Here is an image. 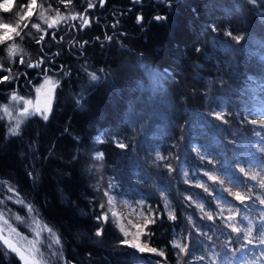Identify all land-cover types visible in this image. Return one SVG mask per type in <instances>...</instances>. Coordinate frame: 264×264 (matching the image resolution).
<instances>
[{"label":"trees","instance_id":"trees-1","mask_svg":"<svg viewBox=\"0 0 264 264\" xmlns=\"http://www.w3.org/2000/svg\"><path fill=\"white\" fill-rule=\"evenodd\" d=\"M95 1L94 9H88V0H72L67 8L59 0H37L31 21L46 30L45 40L36 43L42 33L29 24L24 31L31 36L7 43H18L26 62L43 60L40 68H28L17 58L10 62L7 45H0V63L19 77L0 84V105L13 91L32 87L42 76L39 69L47 67L59 79L47 122L34 114L21 125L20 136L6 140L9 122L0 112V180L14 185L36 218L61 240L60 245L42 243L43 254L50 264L162 261L121 244L126 237L111 213L107 223L95 219L108 212L104 191L111 182L110 195L145 214L153 210L159 215L145 230L152 234H141V239L162 249L167 264H177L174 241L188 245L184 260L191 259V264H211L209 257L215 264H264L257 259L264 245H259L256 230L264 215L257 197H264V189L249 178L260 171L257 163L264 165V136L257 135H264V126L249 119L264 111V0H142L138 5L122 0L119 9L111 0L104 7ZM26 3L12 0L7 12L0 7L1 21L15 24L20 5ZM57 8L77 19L49 30L39 14L51 17ZM85 9L89 26L82 28L79 16ZM138 15L142 24L136 22ZM156 15L167 19L158 22ZM229 31L244 39L237 44L226 35ZM83 41L88 43L81 48L78 42ZM90 72L100 79L91 81ZM213 113H223L227 123ZM116 141L128 149L117 148ZM97 151L104 154L102 161L92 159ZM157 152L167 159L156 161ZM214 166L218 171L210 174L217 179L211 180L205 173ZM29 171L38 177L35 183ZM229 179L241 184V195L250 198L241 202L229 197L224 186ZM205 183L209 191L199 186ZM216 189L231 208L213 198ZM11 195L0 186V199ZM14 199L5 202L25 212ZM199 204L214 214L213 220ZM169 211L175 220L169 219ZM221 211L241 229L251 222L256 246L245 245L243 231L226 227ZM101 226L102 236L97 237ZM4 251L0 244V262L20 264L14 254L5 258ZM201 255L204 260L195 259Z\"/></svg>","mask_w":264,"mask_h":264},{"label":"snow or ice","instance_id":"snow-or-ice-1","mask_svg":"<svg viewBox=\"0 0 264 264\" xmlns=\"http://www.w3.org/2000/svg\"><path fill=\"white\" fill-rule=\"evenodd\" d=\"M60 3L64 4L65 7H69L72 5V0H59ZM134 3H140L141 0H133ZM160 3H171V0H159ZM249 3L254 4L255 0H249ZM105 4V0H99V6L103 7ZM13 5L10 4L8 2V0H5V3L0 5V7H3L4 11L7 12L10 10V8ZM37 6V0H28V3L26 4H21L20 5V9L21 11L17 12V22L15 24H10V23H0V29L3 30L2 34H0V45H7L5 48V51L7 53V56L9 58L10 62H14L15 58L19 57V63L20 64H26L27 67L29 68H38L41 66V64L44 62L43 60H38L35 63H32L31 61H25L24 60V56L21 55V53L23 52V49L20 48L19 44L16 42L13 43H7L8 41H14L15 37H19L20 40H23L26 36H31V32L30 31H24V29H27L29 27V24H31V28L35 29L38 32H41L42 34L38 37V38H34L35 42L40 44L45 40V36L48 35V33L46 32V30L42 29L40 24L34 23L31 21V16L33 14V10L34 8ZM40 8H44V5L41 4L39 5ZM95 7V4L91 3V0H89L88 2V8H93ZM23 9H27V11H23ZM52 6L51 4L48 5V10H51ZM56 12V16L55 17H49V18H45V13L44 11H41L39 14V17L41 18L42 22H46L48 29H52L54 27H57L61 21H65L68 17H66L65 15H63L60 11V9H55ZM85 12H87V9H85ZM70 18L72 20H76L77 19V15L76 14H72L70 16ZM79 19L82 21V28L83 27H88L89 26V20L87 19L86 16H84L83 14H80ZM154 20L156 21H163L166 20L167 17L166 16H161V15H156L153 17ZM50 21V22H49ZM143 21V17L142 16H137L136 17V22L138 24H142ZM71 27H75L74 25ZM81 28V30H82ZM213 31H216L217 29L215 27H213L212 29ZM14 33V36L12 35ZM52 38L55 39V33H52ZM227 36H229L232 40H234L237 44H239L241 42V40L244 39V37L242 35H235L232 32H227L226 33ZM107 39H111V37H107ZM79 46L81 48H83L85 46V44H87V41H83V42H78ZM201 49L199 47L196 48V52H200ZM24 55H27L26 53ZM43 71L47 72V69H44ZM103 71V69L101 70ZM0 72H7L8 75H0V84H3L5 82H10L14 79H18V76H14L12 74L13 70L10 67H5V65L3 63H0ZM65 75H67V73H65ZM89 78L91 81L95 82L98 81L100 79V77H98L95 73H88ZM46 83H52L51 80L45 79ZM58 83V82H57ZM37 92H39V89H37ZM10 100L12 102H23V107L22 108H17L15 109V116H13V110H10V108L8 106H3L2 107V111L4 112V114L9 118L10 121L15 120V124L13 125L11 122L9 123V127H8V132L7 135L5 137V139H9L10 137H14V136H20L21 135V125L24 124V122L31 117L34 114H38L40 115L41 119H43L45 122H47L49 120V115L51 113V108L50 106L46 107L45 109L41 110L39 108L36 109V112H32L29 109V105L32 103L30 100H26L22 97H20L15 91L12 92L11 96H10ZM77 104H80V100L77 99ZM215 119L220 120L222 122L227 123L226 120H224V115L223 113H213ZM3 117H0V119H2ZM253 123H255V121H252ZM262 126H264V122H262ZM65 131H67V129H65ZM257 135H260V133H257ZM97 142H102V141H97ZM116 147L120 148L121 150H127L128 149V145L124 144L121 141H116ZM262 151H264V146H262L261 148ZM73 159H75V157H73ZM93 160L95 161H102L104 159V154L102 152L97 151L93 157ZM167 157H163L160 155L159 152L156 153L155 156V160L156 161H163L166 160ZM201 159H204L203 156H201ZM209 163H213V161H209ZM166 167L168 168L169 172L172 171V167L170 164L166 165ZM257 167L260 168V171L256 172L253 175H250V179L253 181H257V183L259 184V186L264 189V165H260L257 163ZM218 171L217 169H215V166L213 167V169L209 170L208 172H206V175H209V179L211 180H216L217 177L215 175L210 174V172H215ZM241 171L245 173V175H249V173L247 171H245V169L241 168ZM28 176L30 179L33 180V182L35 183L36 179H38V177H36L34 175V173L32 171L28 172ZM187 182V181H186ZM233 181L231 179H229V184H232ZM0 186L2 187H6L7 191L10 192L12 195L6 197L5 199H14V202L17 204H21L24 205L27 210L30 213L35 212V209L32 207L31 204H25V201L23 199L20 198L19 193L16 189V187L12 184H10L8 181H3L0 180ZM201 187H204L205 191H209V186L205 183L202 185H199ZM237 187L242 186L241 184H237ZM114 187V185L110 182L108 185V189L104 191V196L107 197V203H108V212H103L100 216L95 217V219L97 220L98 223L103 222V223H107L109 220V213H111V216L113 218L116 219V221L118 222V226L120 227V231L125 235V237H127L130 233L125 231V228L122 226V221L123 219H125L126 217L122 216L120 212L117 211L116 209V203H115V198L110 195V190ZM251 187L255 188L256 185H252ZM99 190V189H97ZM228 190V189H226ZM215 192H217L218 194L215 195L213 198L214 199H218V200H223L224 203L229 204L230 208V202H228L223 196L222 194H219V190H213ZM235 198L241 202H243L245 199H249L250 197L247 196H242L240 192H236L235 194ZM5 199H0V205H3L5 203ZM185 199H188V197H185ZM257 199H259L261 205H264V197H257ZM141 206H143V201H139L138 202ZM164 206L165 209L168 210L170 208L169 202H168V198L165 196L164 197ZM100 207L103 209L104 208V204H101ZM125 207H130L127 202H125ZM198 207L200 208V210L202 212H204V214L208 217L209 220H213L214 219V214L212 212H205L204 211V207L203 204H199ZM237 211H240L239 209H237ZM133 213L136 214L137 217H143L144 219V224L142 226L140 225H135L133 224L132 226L137 228V241H139V235H151L152 233L149 231H145L146 229H148V226L150 224H154L156 222V219H159V215H155L153 213V210H149L147 214H145L144 212H136V209H132V212L129 213V215H132ZM38 215V214H37ZM169 215V219L171 220H175L176 217L175 215L169 211L168 212ZM219 218H222L223 221L225 222V226L226 227H230L232 229L233 232H244V238H245V245L247 244H253V246H256V240L253 238V225L251 224V222L249 223V225L245 226L243 229L235 226V224L233 223V218L232 217H225L223 216V211H221V213L219 214ZM15 219L17 221H21L22 217L20 216H16ZM190 222L191 221V217H189ZM0 221L3 222L4 225L7 226V230L11 233V234H15L16 236H19V233L16 232V229L13 228L9 222L8 219L6 218V215L3 211H0ZM33 222L35 225H40V221L37 220L35 217H33ZM194 223V222H193ZM129 224H132V221L129 220ZM262 229H264V215L261 216V222L257 227V231L259 233L258 236V243L259 245H264V231H261ZM5 229L0 228V244L3 245V249H5L4 251V256L5 258L9 257L12 254H15V256H17L21 262V264H47V261L44 259V254L40 249V235L41 232H47L49 234V238L51 239L52 243L55 245H60L61 244V240L60 238L56 235L55 231L48 227L47 225H40V230L36 231L34 233L35 239L33 241L29 242V246L27 248L21 247L17 242L13 241V239L11 238V235H4ZM103 233V226L99 227L96 229L95 231V236L100 237L102 236ZM206 235V233L204 234ZM239 238V237H238ZM121 244H127L129 247H134L136 248L137 251L141 252V253H151L153 255L156 256H160L162 257V261H155L154 264H167V256L165 255L164 251L162 249H157L154 247H150L148 245L147 242H144L143 244L137 242V243H129L127 239L123 240L120 242ZM173 247L179 249V252L177 253L178 256V260H177V264H181V262L183 261V264H191V259L185 261L184 260V256L185 255H189L188 253V245L187 244H181L178 241H174L173 242ZM242 247H244V245H242ZM52 255H56L55 252L52 253ZM196 260H204L205 257L203 255L201 256H196L195 257ZM211 261V264H215V260L212 257L208 258ZM259 261H264V248L261 249V257L257 258ZM0 264H3V262H0ZM145 264H148V262L146 261ZM253 264H256V262L254 261Z\"/></svg>","mask_w":264,"mask_h":264},{"label":"rangeland","instance_id":"rangeland-1","mask_svg":"<svg viewBox=\"0 0 264 264\" xmlns=\"http://www.w3.org/2000/svg\"><path fill=\"white\" fill-rule=\"evenodd\" d=\"M92 1L93 0H91V2ZM8 2L10 4H12V0H8ZM4 3H5V1L1 2V5ZM62 14L65 15L66 17H68L66 20H69L70 16L68 13L62 12ZM55 16H56V14L51 16V17H55ZM45 17L49 18L47 16H45ZM40 20H41V18H40ZM0 23H3L1 21V18H0ZM44 23H45V25H47L46 22H44ZM61 23H62V21L60 22V24ZM49 30H51V29H49ZM17 59L19 60V57H17ZM32 63H34V62H32ZM38 68H40V67H38ZM39 73L42 76H40L37 79L38 81L32 87L27 88L26 90H24V92L16 91V93L20 97H22L26 100H30L32 102L29 105V109H30V111H32L34 113L36 112L37 108L43 110L46 107L50 106V108L52 109V106L54 103L53 100H54L55 88L59 84V79L54 74L52 75V74H49L48 72H43V70L42 71L40 70ZM46 77H47V79L51 80L52 83H46L45 82ZM37 89H39V92H37ZM10 96H9V99L7 100V102L5 104L0 105V112H1V114H3L7 118L9 123L11 122L14 125L15 120L10 121L9 118L2 111V107L8 106L10 108V110H13V116H15V114H16L15 109L22 108L24 105H23L22 101L19 103L12 102L10 100ZM249 119L251 121H255L256 124L262 125V122H264V111L262 112V114H255V115L250 116ZM260 135L264 136L263 134H260ZM224 186L226 187V189H228L226 191H227V195L229 197L234 196V194L236 192H241V191H239L236 184H233V183L229 184V181H225ZM114 198H115L117 211L120 212L122 216L126 217L122 221V226L125 228V231L130 233L126 237V239L128 240L129 243L139 242V243L143 244L145 241L143 239H141V235H139V241H137V235H138L137 228L132 226L133 224L142 226L144 224L143 217H137L135 213H133L132 215H129V213L132 212V209H135V207H133L131 204H128V203L127 204L130 207H125L126 201L119 199V198H116V197H114ZM0 211H3L5 213L9 224L13 228L16 229V232L19 233V236H16L15 234H11L7 230V226L4 225L2 221H0V228L5 229L3 234L4 235H11V238L13 239V241L17 242L21 247H24V248H27L29 246V242L33 241L35 239L34 233L36 231L40 230V225H45L44 222H42L40 219L36 218L34 213H30L27 209L25 210V212H22L21 210H18L12 206H9L6 202L3 205H0ZM136 212H141V210L140 211L136 210ZM224 213H226V210H224ZM16 216L22 217V220L17 221L15 219ZM33 217H35L37 220L40 221V225L34 224ZM129 220L132 221V224H129ZM40 240H41L40 249L43 252V249H42L43 244L42 243H44L46 240L49 241L51 239L49 238V234L47 232H41ZM44 259L47 261V264H50L49 263V257L45 254H44Z\"/></svg>","mask_w":264,"mask_h":264},{"label":"flooded vegetation","instance_id":"flooded-vegetation-1","mask_svg":"<svg viewBox=\"0 0 264 264\" xmlns=\"http://www.w3.org/2000/svg\"><path fill=\"white\" fill-rule=\"evenodd\" d=\"M94 1H95V0H94ZM124 1H127V0H124ZM129 1H130L131 3H133L134 5L142 4V0H141L140 3H134L133 0H129ZM95 2H96V1H95ZM108 2H110V1L105 0V4H104V6L107 5ZM118 2H122V0H111L112 5L116 4V5H114L115 9H119V8H121V6L117 5ZM94 4H96V3H94ZM104 6H103V7H104ZM88 9H94V7H93V8H88ZM85 13H86V12L83 11V15H85ZM86 17H87V16H86ZM52 33H53V32H51L50 35H51ZM51 37H52V35H51ZM51 63H53L52 60L49 62V64H51ZM45 69H47V67H45ZM39 71H40V70H39Z\"/></svg>","mask_w":264,"mask_h":264},{"label":"water","instance_id":"water-1","mask_svg":"<svg viewBox=\"0 0 264 264\" xmlns=\"http://www.w3.org/2000/svg\"><path fill=\"white\" fill-rule=\"evenodd\" d=\"M3 246V245H2ZM15 255V254H14ZM18 258V257H17ZM19 259V258H18ZM20 264H21V262H20Z\"/></svg>","mask_w":264,"mask_h":264}]
</instances>
